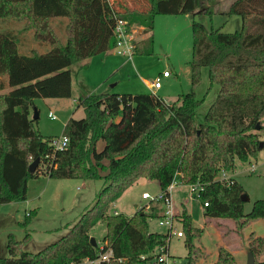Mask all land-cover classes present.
<instances>
[{
    "label": "trees",
    "instance_id": "obj_1",
    "mask_svg": "<svg viewBox=\"0 0 264 264\" xmlns=\"http://www.w3.org/2000/svg\"><path fill=\"white\" fill-rule=\"evenodd\" d=\"M211 0H0V20L15 18L49 43L46 52L22 53L12 28L0 29V204L27 199L28 181L40 174L54 178H103L96 201L87 208L67 234L38 251L24 249L23 239L10 234L9 256L0 264H84L111 251L100 264H151L159 253L168 252L170 232L153 231L150 219L164 216L160 203L138 209L132 215L109 214L108 206L140 177L156 179L161 189L174 180L181 185H203L201 200L206 218L234 221L239 229L253 219L264 221V199L249 211L243 185L234 177L220 178L236 167V160L249 161L262 149L264 130V0H232L223 12L241 17V28L223 32L192 22L191 90L167 103L155 92L91 93L78 98L85 116L69 118L64 149L51 145L54 136L43 135L36 124L35 98L71 97V66H88L90 58L113 51L117 43V18L143 27L134 54L154 52V23L158 14H213ZM68 19L67 39L62 43L50 20ZM21 41V40H20ZM208 68L216 98L202 115L205 98L195 88L201 69ZM3 76L5 78H3ZM104 141L103 149L98 142ZM264 146V145H263ZM37 157L34 173L29 165ZM105 160L108 163H105ZM103 173H105L103 175ZM178 184V185H179ZM36 212V211H34ZM29 214V213H28ZM181 215L187 264H198L201 251L195 239L205 228L197 226L183 206ZM174 215V216H175ZM34 213L22 222L27 226ZM106 223L102 244H94L90 230ZM254 254L264 252V235L249 244ZM213 264H241L224 246L217 248ZM255 264H264V260Z\"/></svg>",
    "mask_w": 264,
    "mask_h": 264
},
{
    "label": "rangeland",
    "instance_id": "obj_2",
    "mask_svg": "<svg viewBox=\"0 0 264 264\" xmlns=\"http://www.w3.org/2000/svg\"><path fill=\"white\" fill-rule=\"evenodd\" d=\"M113 1V0H110ZM118 2V0H114ZM231 0H211L213 14H158L154 23V52L152 54H134L132 58L114 51L102 52L93 55L84 69L73 64V96L54 98H35V106L39 109L37 128L46 136H61L67 120L71 117L79 119L85 116L84 109L77 108L78 98L91 93H147L155 92L164 98L167 103L178 101V97L191 90L192 59V22L194 19L203 22L208 28H220L223 32H234L241 28L242 20L238 15L228 16L223 11L227 9ZM0 20V29L12 28L18 34L19 50L22 53L46 52L51 45L38 38L33 29H27L24 21L6 17ZM57 37L62 43L67 39L68 19L54 17L50 20ZM147 34L138 35L137 39ZM171 75L163 77V72ZM162 76V86L157 90L147 87V81H153ZM3 78H5L3 76ZM208 77V68L201 69V80L195 88L199 98H205L200 108L202 115L207 111L210 103L216 98L219 86L211 88ZM6 87L0 93L10 90ZM56 118L50 117L49 112ZM34 115V114H32ZM261 141H264V130L260 132ZM104 147V141L98 142V149ZM105 163H108L105 160ZM257 168L250 170L251 164ZM245 188L248 201L245 210L249 211L257 199H264V146L249 161L236 160L234 170L228 171ZM105 173H103L104 175ZM104 179L82 178H54L47 174H40L28 181L27 199L0 204V256H9L7 249L8 238L13 233L16 239H23L29 234L24 243V249L38 251L51 244L65 234L81 217L87 208L96 201L98 191L103 186ZM177 193L174 202V215H181L185 206L192 215L197 226L205 228L202 236L195 239L196 246L201 251L198 264H213L217 257V248L221 245L229 249L241 264H247L250 241L254 237L264 235V221L253 219L245 227L239 229L231 219L206 218L205 207L200 198L189 192L185 185ZM161 190L156 179L140 177L129 185L123 193L112 202L107 209L109 214L123 213L132 215L138 209L147 207V199L142 197L143 192L152 194ZM174 198V195H173ZM150 209V207H149ZM146 208V210H149ZM36 211V212H34ZM34 216L23 226L26 216ZM174 216L176 231L182 230V222ZM160 218L150 219V228L158 232H170L168 254L171 264H187L188 247L184 236L171 232L167 225L159 223ZM107 231L106 223L99 222L91 230V237L102 244L103 236ZM184 232V231H183ZM111 252V251H109ZM161 253L160 250H156ZM253 253V252H252ZM255 263L264 260V252L254 254ZM174 261V262H172Z\"/></svg>",
    "mask_w": 264,
    "mask_h": 264
},
{
    "label": "built area",
    "instance_id": "obj_3",
    "mask_svg": "<svg viewBox=\"0 0 264 264\" xmlns=\"http://www.w3.org/2000/svg\"><path fill=\"white\" fill-rule=\"evenodd\" d=\"M110 1V0H109ZM111 4L116 3L114 0L110 1ZM115 33L117 37V43L114 52L121 55H128L130 58L134 55L135 44L138 41V35L143 33V27L133 24L130 25L128 20L123 18H117ZM170 73L168 71L163 72L162 76L166 77ZM162 76L156 77L153 81L147 83L149 89L157 90L162 86ZM51 118L55 119L56 116L54 113L49 112ZM69 142V138L66 135H61L57 137H53L51 139V145L56 149H64ZM257 168L255 163L251 164L250 170L254 171ZM220 178H228L227 172L223 171L221 173ZM179 184L178 180H174L166 189H161L158 193L152 194L148 191L143 192L142 197L149 201V204L146 205L147 209H149L150 204L152 203H160L164 208V216L160 218L159 223L161 225H167L171 232L177 234L178 236H184V232L182 230H177L174 222V198L173 192L175 187ZM189 189L191 194H194L196 197L201 198V191L203 189V185L200 183H194L186 186ZM208 203L205 202L204 205ZM118 213L117 211L115 214ZM111 252L107 251L101 255L98 259H85L84 264H100L102 261H107L110 259ZM170 256L167 253H159V255L155 256L151 261V264H171ZM174 262V261H172ZM174 264H176L174 262Z\"/></svg>",
    "mask_w": 264,
    "mask_h": 264
},
{
    "label": "water",
    "instance_id": "obj_4",
    "mask_svg": "<svg viewBox=\"0 0 264 264\" xmlns=\"http://www.w3.org/2000/svg\"><path fill=\"white\" fill-rule=\"evenodd\" d=\"M33 111H34V118L38 117L37 107H34ZM263 145H264V141H261V146L263 147ZM39 163H40V158L39 157H37L35 160H33V162H31L30 165H29L30 172L34 173V171L36 170V168L39 165ZM242 200L248 201L247 193L242 195ZM91 240L93 241L94 244H97V241H96L95 237L92 236ZM247 264H255V258L253 256L252 252H249Z\"/></svg>",
    "mask_w": 264,
    "mask_h": 264
},
{
    "label": "crops",
    "instance_id": "obj_5",
    "mask_svg": "<svg viewBox=\"0 0 264 264\" xmlns=\"http://www.w3.org/2000/svg\"><path fill=\"white\" fill-rule=\"evenodd\" d=\"M232 1V0H231ZM171 74H169L168 76H166V77H169ZM147 83H148V81H147ZM147 87H148V85H147ZM149 88V87H148ZM73 96V95H72ZM33 111V110H32ZM256 164V163H255ZM227 175H228V177H232L233 175H231V174H228L227 173ZM236 179V178H235ZM181 188H182V186H181V184H179V185H177L176 187H175V189H174V192H173V195H174V201H175V199H176V196H177V193L179 192V190H181ZM116 201V200H115ZM114 201V202H115Z\"/></svg>",
    "mask_w": 264,
    "mask_h": 264
}]
</instances>
